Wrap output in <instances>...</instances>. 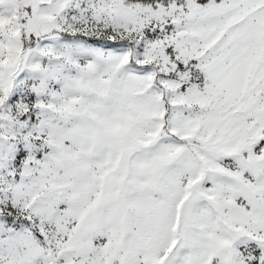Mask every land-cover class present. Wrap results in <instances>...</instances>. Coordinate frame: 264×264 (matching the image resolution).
Returning a JSON list of instances; mask_svg holds the SVG:
<instances>
[{"label":"snow or ice","instance_id":"snow-or-ice-1","mask_svg":"<svg viewBox=\"0 0 264 264\" xmlns=\"http://www.w3.org/2000/svg\"><path fill=\"white\" fill-rule=\"evenodd\" d=\"M0 264H264V0H0Z\"/></svg>","mask_w":264,"mask_h":264}]
</instances>
